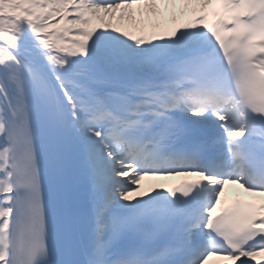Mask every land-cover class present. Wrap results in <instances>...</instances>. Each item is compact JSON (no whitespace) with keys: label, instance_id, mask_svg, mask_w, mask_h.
I'll list each match as a JSON object with an SVG mask.
<instances>
[{"label":"snow or ice","instance_id":"obj_1","mask_svg":"<svg viewBox=\"0 0 264 264\" xmlns=\"http://www.w3.org/2000/svg\"><path fill=\"white\" fill-rule=\"evenodd\" d=\"M228 185L264 197V0H0V264H264Z\"/></svg>","mask_w":264,"mask_h":264},{"label":"bare ground","instance_id":"obj_2","mask_svg":"<svg viewBox=\"0 0 264 264\" xmlns=\"http://www.w3.org/2000/svg\"><path fill=\"white\" fill-rule=\"evenodd\" d=\"M138 19H139V17H137ZM207 23H209L210 22V19L208 20V21H206ZM115 23V22H114ZM177 22H173V21H171V20H169V19H165L163 22H162V26L164 27L165 25H169L170 26V28H172V27H175V24H176ZM127 25V22H125V26ZM143 27V30L145 31H147V30H152V26L150 25V24H148L147 22H145V24L142 26ZM129 30H131V31H134V32H136V34L137 35H139L140 34V31H141V26H137V27H135V28H129ZM174 177V176H173ZM172 177H169V178H167V179H149V178H145V180L144 181H142V184H143V186H144V190H150V188H152V187H155V188H158V187H160V186H163V185H166V183L165 182H170V179H171ZM166 180V181H165ZM228 187V189H227V192L228 193H236L237 191H236V187H238V185H228L227 186ZM228 193H226V194H228ZM258 260H262V261H264V258H260V257H258L257 258ZM224 262V261H223ZM224 263H226V262H224ZM255 263V262H254ZM208 264H217V263H215V262H210V263H208Z\"/></svg>","mask_w":264,"mask_h":264}]
</instances>
